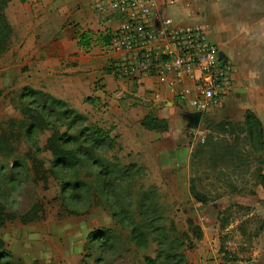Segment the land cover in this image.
<instances>
[{
  "label": "rangeland",
  "instance_id": "374dc122",
  "mask_svg": "<svg viewBox=\"0 0 264 264\" xmlns=\"http://www.w3.org/2000/svg\"><path fill=\"white\" fill-rule=\"evenodd\" d=\"M226 1L176 0L168 14L206 25L222 45L234 27ZM107 31L88 29L84 41L102 52ZM10 45L0 54V139H8L0 143V210L16 218L0 225V264H211L221 248L262 264L264 99L251 75L236 71L223 105L192 127L178 103L119 76L114 58L93 74L89 92L48 101L31 93ZM146 115L167 129H145ZM55 133L70 140L62 146L68 167L49 148ZM30 210L37 216L22 222ZM189 220L206 229L202 239ZM94 231H106L102 241L90 239Z\"/></svg>",
  "mask_w": 264,
  "mask_h": 264
},
{
  "label": "crops",
  "instance_id": "0c3cea01",
  "mask_svg": "<svg viewBox=\"0 0 264 264\" xmlns=\"http://www.w3.org/2000/svg\"><path fill=\"white\" fill-rule=\"evenodd\" d=\"M89 1L92 3V0H10L8 3L5 14L13 30L9 54L25 67L22 76L35 90L71 102L82 96L84 90L89 92L93 74L99 73L101 66L110 58L118 59L112 52H104L108 49L106 43L105 50L99 52L98 46L93 48L94 43L88 45L90 42L84 41L88 37L83 32L88 29L106 31L118 25L114 18L93 11ZM223 7V10L235 8L232 12L228 10L229 14H235L233 18L230 16L233 19L230 25L235 29L220 46L229 56V63L234 64L231 65L234 75L238 70L243 71L245 78L251 75L254 78L251 90L259 88L264 99V0H227ZM71 16L75 19L72 22L68 19ZM142 87L149 91L150 82ZM88 96L91 94H87L86 101L91 98ZM203 230L206 234V229ZM260 250L264 256V246ZM214 252L211 264L216 255L225 254L221 249ZM232 255L237 261H244L241 255ZM260 259L264 264V257Z\"/></svg>",
  "mask_w": 264,
  "mask_h": 264
},
{
  "label": "built area",
  "instance_id": "2783aa9c",
  "mask_svg": "<svg viewBox=\"0 0 264 264\" xmlns=\"http://www.w3.org/2000/svg\"><path fill=\"white\" fill-rule=\"evenodd\" d=\"M92 5L118 22L106 43L118 58L117 74L141 85L149 81L155 100L200 112L202 121L234 90L233 68L220 58L222 47L209 38L208 27L178 24L168 14L176 0H92ZM212 264L247 263L218 254Z\"/></svg>",
  "mask_w": 264,
  "mask_h": 264
},
{
  "label": "trees",
  "instance_id": "16d2710c",
  "mask_svg": "<svg viewBox=\"0 0 264 264\" xmlns=\"http://www.w3.org/2000/svg\"><path fill=\"white\" fill-rule=\"evenodd\" d=\"M10 2V0H0V54L3 53L5 50H7V46L8 44L11 42L10 39H12V34H13V30L12 27L7 19V16L5 14V9L8 5V3ZM110 32H108L106 35H104V40L106 41V43H109L110 40ZM83 38H86V36L83 35ZM31 93L33 94H42L43 96H45L47 98L48 101H50L49 98L53 99V102H58V103H66V101L55 98L54 96H52L49 93L40 91V90H34ZM63 104V103H62ZM46 107V105H44V108ZM74 109V108H73ZM74 111V110H73ZM39 113L44 112V109L42 108L41 110H38ZM206 121L209 120V117H207V115L204 118ZM141 125L148 130H155V131H160V130H166L168 125L167 122L163 119H159L153 115H146L142 121H141ZM95 127V126H93ZM88 136V135H85ZM8 139L7 138H3L0 139V143L3 142H7ZM70 142V140H63V137L58 136V133L53 134L52 136V143L49 146V148L53 151V153L55 154V156L57 157V162L61 163L62 165L65 166H69L67 165V161H68V151L62 149V146L64 144H67ZM86 145L87 141L84 140L82 142V145ZM101 176V174H100ZM196 198H200L198 193H194ZM199 200V199H198ZM35 210V209H34ZM3 211L0 210V225H3L6 220H14L16 218L15 214L12 212L9 213H5L4 215ZM37 216L36 212L34 213L33 210L28 211L27 213H25L24 215H22L21 220L22 222H29L31 220H33L35 217ZM189 225L194 226L193 227V232L194 234L199 238L202 239L203 237V232L202 229H200L201 227H198L197 225H194L193 222L191 220H189ZM133 233H135V239H139V236L136 235V232L133 231ZM106 231H94L91 235H90V239L94 242H100V240L102 241L103 238L105 237ZM4 246V241H2L0 239V257L2 256L3 253H6L7 250L2 247ZM222 251V248H221ZM224 252V250H223ZM234 259V257H233Z\"/></svg>",
  "mask_w": 264,
  "mask_h": 264
},
{
  "label": "water",
  "instance_id": "95a60500",
  "mask_svg": "<svg viewBox=\"0 0 264 264\" xmlns=\"http://www.w3.org/2000/svg\"><path fill=\"white\" fill-rule=\"evenodd\" d=\"M220 58L227 62L228 57L224 51H220ZM202 114L200 112H185L184 120L192 127H197L201 122Z\"/></svg>",
  "mask_w": 264,
  "mask_h": 264
},
{
  "label": "flooded vegetation",
  "instance_id": "af4514ba",
  "mask_svg": "<svg viewBox=\"0 0 264 264\" xmlns=\"http://www.w3.org/2000/svg\"><path fill=\"white\" fill-rule=\"evenodd\" d=\"M223 51V50H222ZM225 52V51H224ZM226 53V52H225ZM226 55H227V53H226ZM227 57H228V60H227V62L229 63L230 62V60H229V56L227 55Z\"/></svg>",
  "mask_w": 264,
  "mask_h": 264
}]
</instances>
